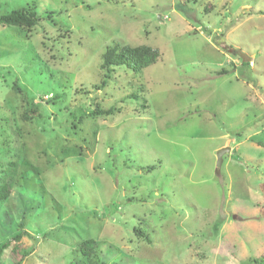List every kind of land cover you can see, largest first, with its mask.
Wrapping results in <instances>:
<instances>
[{"label":"rangeland","instance_id":"rangeland-1","mask_svg":"<svg viewBox=\"0 0 264 264\" xmlns=\"http://www.w3.org/2000/svg\"><path fill=\"white\" fill-rule=\"evenodd\" d=\"M32 6L28 38L0 26V185L20 166L0 264L264 258V0H0V16ZM116 45L159 58L100 89ZM96 105L116 111L78 122Z\"/></svg>","mask_w":264,"mask_h":264},{"label":"trees","instance_id":"trees-1","mask_svg":"<svg viewBox=\"0 0 264 264\" xmlns=\"http://www.w3.org/2000/svg\"><path fill=\"white\" fill-rule=\"evenodd\" d=\"M35 6L21 8L18 10H11L3 16H0V26L15 28L18 30V33L22 36L29 37V34L32 33L33 29L38 24L39 19L37 18V14L35 12ZM159 58V52L156 49H153L149 46H137V47H129V46H113L109 47L106 52L103 54L102 64L100 69L103 73V79L101 80L100 89H103L107 86L108 81L111 80L113 74L120 68H124L126 70L131 71L134 74H139L141 71L153 64L156 63ZM242 65V63H241ZM224 74V72H222ZM17 93H22V90L18 88L17 85L13 86ZM131 99H137L138 96H130ZM51 99H54L53 97ZM26 105V108L22 114L21 120L28 121L31 120V115L36 114L34 108L29 107V101L25 98L22 99ZM47 100V99H46ZM115 108H109L107 110H103L99 105L95 106V110L84 112L78 119V122H82L85 118H97V117H108L115 113ZM19 163H10L6 168L7 178L0 185V199L4 202L8 201L11 197V193L16 185V177L18 175ZM153 168L149 167V171ZM20 229L22 225L19 226ZM25 233V232H24ZM22 232L17 233L13 238L12 242L15 243L12 247L13 253L19 250L18 245L23 236ZM133 233L138 240L148 242V237L141 230L134 229ZM10 244L4 243L0 245V252L8 248ZM21 250V249H20ZM28 255L27 252H23V258ZM252 262L254 264H264V258L261 259H253ZM21 259L16 261L14 264H20Z\"/></svg>","mask_w":264,"mask_h":264},{"label":"water","instance_id":"water-1","mask_svg":"<svg viewBox=\"0 0 264 264\" xmlns=\"http://www.w3.org/2000/svg\"><path fill=\"white\" fill-rule=\"evenodd\" d=\"M230 54L233 55V56L238 57L242 63H249V61H250V59L248 57L244 56L242 53H240L238 51L230 50ZM225 151L228 152L227 149H221L217 153V158H218L219 162H221V158L220 157Z\"/></svg>","mask_w":264,"mask_h":264}]
</instances>
